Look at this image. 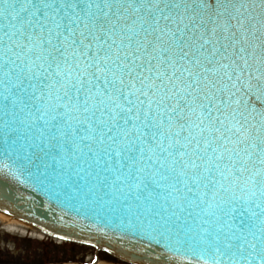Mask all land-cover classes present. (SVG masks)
<instances>
[{
  "label": "snow or ice",
  "instance_id": "6c2138e0",
  "mask_svg": "<svg viewBox=\"0 0 264 264\" xmlns=\"http://www.w3.org/2000/svg\"><path fill=\"white\" fill-rule=\"evenodd\" d=\"M0 158L158 259L264 264V0H0Z\"/></svg>",
  "mask_w": 264,
  "mask_h": 264
},
{
  "label": "water",
  "instance_id": "95a60500",
  "mask_svg": "<svg viewBox=\"0 0 264 264\" xmlns=\"http://www.w3.org/2000/svg\"><path fill=\"white\" fill-rule=\"evenodd\" d=\"M7 163L9 167H3ZM0 207L35 223L38 226L67 238L102 243L133 259L153 264H180L158 259L162 249L148 247L147 238L138 240L111 221V217L99 209L81 206L56 188L34 169L20 168L13 160L0 158ZM99 213V214H97Z\"/></svg>",
  "mask_w": 264,
  "mask_h": 264
},
{
  "label": "rangeland",
  "instance_id": "374dc122",
  "mask_svg": "<svg viewBox=\"0 0 264 264\" xmlns=\"http://www.w3.org/2000/svg\"><path fill=\"white\" fill-rule=\"evenodd\" d=\"M93 248L40 241L12 234L0 225V264H79L94 254ZM100 259L104 255L98 254Z\"/></svg>",
  "mask_w": 264,
  "mask_h": 264
},
{
  "label": "bare ground",
  "instance_id": "6f19581e",
  "mask_svg": "<svg viewBox=\"0 0 264 264\" xmlns=\"http://www.w3.org/2000/svg\"><path fill=\"white\" fill-rule=\"evenodd\" d=\"M0 225L3 226V229L12 234L17 233L21 236L29 234L31 237L39 239L42 235L40 232H37L39 230L32 228L30 225L2 214H0Z\"/></svg>",
  "mask_w": 264,
  "mask_h": 264
}]
</instances>
